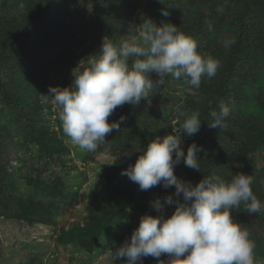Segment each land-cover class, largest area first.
Here are the masks:
<instances>
[{
    "label": "trees",
    "instance_id": "16d2710c",
    "mask_svg": "<svg viewBox=\"0 0 264 264\" xmlns=\"http://www.w3.org/2000/svg\"><path fill=\"white\" fill-rule=\"evenodd\" d=\"M23 1L27 4L28 12L21 22L20 37L16 34L14 23L12 28L7 27L0 14V212L4 214L5 211L11 210L14 214L9 215L10 218L29 224L44 223L55 226L56 217L60 210L67 206L73 188L66 189L64 180L58 176L51 180L45 178V167L49 162L58 163L62 150L58 141L54 139V134L41 123L36 108L29 109L26 91L38 89L40 81L44 82L48 77L53 82L65 80L68 75V62H72L71 56H74V50L70 45L69 47L65 45L61 55L48 58L47 52L49 53L51 49L46 46L50 36L49 30L57 26L58 22L56 16L49 20L46 14L51 6L59 9L57 0ZM88 2L91 4L89 13L92 23L99 24L105 36L115 44H119L122 41L119 30L122 27L120 19H128L131 14V10L127 7L128 1L89 0ZM194 4L206 5L207 12L193 13ZM105 6H107L106 12H104ZM181 14L182 23L178 30L193 40L199 37L206 38L205 45L197 47V51L201 55L207 54L219 60L220 67L215 77L202 78L199 89H192L198 93L199 105L192 103L189 113L198 111L202 122L199 132L188 137L185 151L193 142L202 147L203 151L197 154L200 158V172L188 167L181 172L180 164L175 167L174 173L178 178L191 181L193 184L203 177L212 176L230 181L236 173L244 174L245 165L242 162L246 161L247 154H251L250 160H252L257 151L264 153V126L263 123L254 120L255 117H264V71L254 76L252 68L247 63L255 58L258 51L264 53V27L256 26V15L264 18V0H188L181 9ZM231 16L234 22L228 27L229 38H234L235 43L230 49L225 50L223 41L216 40L219 39L218 33L224 21ZM261 21L264 22V19ZM209 23L212 25V31L208 30ZM89 50L91 48L87 47V51ZM258 59L256 58V61ZM46 66H49V73L44 77L40 68ZM180 83L191 89L183 80ZM165 103V106H171L169 110L164 108L167 115L176 111L177 105L172 103L170 97L165 99ZM222 103L229 107L230 111L237 109L238 115L227 117L223 128H211L208 125L212 120L209 114L212 111L219 112ZM185 105L181 106V110H186ZM142 112L144 109L141 103L131 109L125 104L117 108L109 117V123L119 120L120 116L125 117L120 125V131H114L105 137L111 152L118 158L111 166L103 168V193L100 201L89 209L85 224L68 230L60 229L61 234L58 237L60 244L75 246L89 255L99 249L102 253H106L110 248L114 250L124 241L114 231L118 219L127 213H133L131 217L137 218L135 220L138 226L142 215H159L150 207L148 199L151 191L160 194L167 192L171 194L174 191V188L166 190L161 186L141 191L137 184L121 175L122 170L129 166L127 159L121 157L122 153H133L135 156L133 159L136 161L139 155L138 149L146 147L149 141L157 136L163 137L171 133V128L165 127L160 121L154 122L155 118L147 114L145 115L148 119L147 123L142 125L138 135H135L136 125L132 124L128 128L126 122L129 119L135 120ZM9 113H12V117ZM11 123L15 132L21 134L23 142H31L38 149V161L34 165L43 166L42 170L37 171V178L30 177V174L15 178L6 170L7 163L3 158V148L8 138L6 137L5 140L2 138L3 132ZM135 148L136 151H133ZM7 189L10 190L11 195L6 194ZM252 191L260 201L264 202V193L257 190V186L253 184ZM171 207L174 209V206ZM233 210L246 211L243 204ZM255 215L259 218L257 214ZM246 218L239 217L234 222L251 230ZM261 221L264 222L263 217Z\"/></svg>",
    "mask_w": 264,
    "mask_h": 264
},
{
    "label": "clouds",
    "instance_id": "9594fccd",
    "mask_svg": "<svg viewBox=\"0 0 264 264\" xmlns=\"http://www.w3.org/2000/svg\"><path fill=\"white\" fill-rule=\"evenodd\" d=\"M162 15L167 17V10H162ZM139 29V39L119 44L105 36L98 54L86 58L87 66L81 68L79 63L72 70L70 85L49 89L64 135L81 150L95 152L106 136L120 131L124 116L108 122L117 108L138 106L142 99L150 101L156 87L149 73L157 75L156 85L164 86L171 76L197 90L202 78L217 74L220 61L198 53L196 42L173 24L157 26L145 19ZM208 30H213L210 23ZM234 43V38H225L223 47L228 50ZM176 111L178 126L138 149L135 163L121 172L141 191L156 186L174 191L162 201H151L150 207L159 215H142L130 238L114 250L108 249L107 255L113 264L118 260L143 264L148 257L155 258L157 264H258L249 231L234 222L231 212L241 204L249 214L264 208L252 191L254 177L238 172L230 181L212 176L195 184L178 178L174 170L181 163L200 172L197 154L203 149L195 142L186 151L182 147L183 137L199 132L200 113L188 115L180 106ZM209 115V127L223 128L230 109L222 103L219 112ZM166 206H174L167 218L163 215ZM162 255L167 259L161 260Z\"/></svg>",
    "mask_w": 264,
    "mask_h": 264
},
{
    "label": "rangeland",
    "instance_id": "374dc122",
    "mask_svg": "<svg viewBox=\"0 0 264 264\" xmlns=\"http://www.w3.org/2000/svg\"><path fill=\"white\" fill-rule=\"evenodd\" d=\"M89 0H57L56 6H51L47 12V18H54L56 16L58 25L52 27L49 30V41H47V48L49 50L48 58L53 55H61L63 46L70 45V48L74 50V56H71L72 62L68 59V75L65 80L61 82H53L48 77L44 82L40 81L39 88L35 90H27L26 95L28 97L27 104L30 110L35 109L37 115L53 134L54 139L59 143L62 154L59 156V162H50L45 167V178L51 180L54 177H60L64 180L66 189L71 190L69 201L67 206L63 207L56 217V225L50 226L44 223L29 224L24 221L10 218L9 215H13V211H5L4 214L0 212V264H113L111 258L102 251L95 250L93 254H88L85 251L78 249L72 245H63L58 241L60 237V229L68 230L74 226H83L86 222L88 211L94 207L102 196V188L104 180L102 178V172L104 167L111 166L113 162L118 158L111 152L109 144L106 142L99 145L95 152H88L79 149L73 145L69 139L64 135L62 131L61 121L58 117L57 107L51 102L50 88L54 87H66L70 85L73 77L72 70L80 63V67L87 66V59L90 55L94 54L101 45V41L105 36L102 27L97 23H92L91 4ZM131 10V14L128 19L121 18L120 23L122 27L120 30V37L122 40L132 41L133 39H139V25L145 19H150L157 26L161 23H171L176 27H180L182 23L181 9L187 4L188 0H127ZM43 2L40 7L42 6ZM193 13L207 12V6L201 4H194ZM107 6L104 8V12L107 10ZM162 10H167L168 16L162 15ZM28 7L23 0H0V14L4 25L12 28L14 23V29L16 28V34L20 37L22 33L21 22L23 17L27 14ZM186 19V18H184ZM263 16L256 15L257 28L264 27V22L261 21ZM184 21V20H183ZM234 22V18L227 17L221 26V31L218 33L216 41H224L225 38H229L230 25ZM9 24V25H8ZM197 47L205 45L207 39L199 37L194 40ZM55 47V49H54ZM87 47L91 50L87 51ZM198 49V48H197ZM256 58H259L256 61ZM248 65L254 74L257 76L260 72L264 71V53L258 51L255 58L247 61ZM49 66L46 68H40L42 75L45 77L49 73ZM150 79L153 81L156 89L151 93L149 102H145L143 99L140 101L141 107L144 112L139 114L135 120L129 119L126 122L127 127L134 124L137 130L134 134L138 135L141 126L146 124L148 119L145 115L150 114L151 118H155L154 122L160 121L167 128H175L178 126V114L174 111L172 114H168L164 108L171 109L170 105H166L165 99L170 97L172 103L177 106H184L187 108L185 112L188 115L189 107L192 103H196L198 106V93L195 90L186 88L180 83L182 80H175L171 76L166 78L165 84L156 85L155 81L158 79L155 73H149ZM165 99H164V98ZM262 98V97H261ZM264 99V97H263ZM194 100V101H193ZM135 106L129 105V108ZM135 112V111H134ZM237 109L230 111L228 117H235L238 115ZM136 113V112H135ZM12 117V113H9ZM109 119V118H108ZM180 120L183 118L180 117ZM255 122L263 123L264 117H255ZM150 128V127H149ZM172 132V130H171ZM3 138H8L4 142L3 158L7 163L6 170L12 177L18 178L20 176H27L37 178V171L42 170V166H35L34 163L38 161V149L36 145L31 142L25 143L21 139V134L16 133L13 123L8 124V128L3 132ZM136 137V136H135ZM188 137H183L182 147L185 149L187 145ZM263 145V144H262ZM260 145V147H262ZM138 149V148H137ZM132 151V150H131ZM136 151V148L133 150ZM121 157L127 159L129 166L135 163L133 159L135 156L133 153H122ZM251 154L245 156L246 161L242 162L245 165L244 174L252 175L254 177L253 185L257 190L264 193V153L260 150L254 155V158L250 160ZM250 162H247L249 161ZM251 164V165H250ZM250 165V166H248ZM128 166V167H129ZM39 167L38 169H35ZM187 167L183 163L180 165V171L183 172ZM61 173V174H59ZM7 195H11L10 190L7 189ZM170 195V192L160 194L155 191L150 192L149 204L157 198L161 201L164 196ZM174 209L171 206H166L164 210V217L167 218L172 214ZM233 220H238L240 217H247L246 223L251 230L250 238L255 243L254 255L258 264H264V208L260 212H257L259 216L255 214H249L247 211L236 212L231 210ZM8 215H6V214ZM133 214V213H132ZM131 213L123 215L115 222L114 231L115 234L120 235L124 239L123 243L130 238L133 230L137 227V222ZM3 216V217H2ZM262 216V217H260ZM2 217V218H1ZM122 245V244H121ZM120 245V246H121ZM161 260H166L167 256L162 255ZM157 264V260L152 257L144 258L143 264ZM115 264H125L123 260H118Z\"/></svg>",
    "mask_w": 264,
    "mask_h": 264
}]
</instances>
